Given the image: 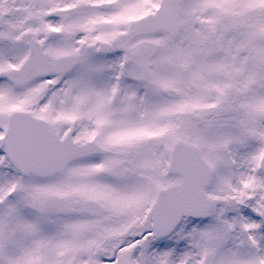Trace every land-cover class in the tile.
I'll list each match as a JSON object with an SVG mask.
<instances>
[{
  "label": "snow or ice",
  "instance_id": "6c2138e0",
  "mask_svg": "<svg viewBox=\"0 0 264 264\" xmlns=\"http://www.w3.org/2000/svg\"><path fill=\"white\" fill-rule=\"evenodd\" d=\"M0 264H264V0H0Z\"/></svg>",
  "mask_w": 264,
  "mask_h": 264
}]
</instances>
